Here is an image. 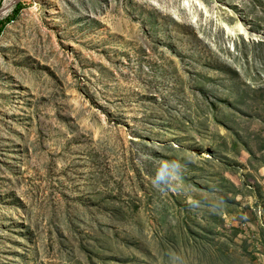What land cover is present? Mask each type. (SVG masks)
Segmentation results:
<instances>
[{
    "label": "rangeland",
    "instance_id": "374dc122",
    "mask_svg": "<svg viewBox=\"0 0 264 264\" xmlns=\"http://www.w3.org/2000/svg\"><path fill=\"white\" fill-rule=\"evenodd\" d=\"M17 5L0 264H264V0Z\"/></svg>",
    "mask_w": 264,
    "mask_h": 264
},
{
    "label": "bare ground",
    "instance_id": "6f19581e",
    "mask_svg": "<svg viewBox=\"0 0 264 264\" xmlns=\"http://www.w3.org/2000/svg\"><path fill=\"white\" fill-rule=\"evenodd\" d=\"M16 1L17 0H6L3 9H6V8H8V9H6L5 12L0 15V17L6 15L10 11L11 6H13ZM228 31H229V33L233 34L236 32V28L229 27Z\"/></svg>",
    "mask_w": 264,
    "mask_h": 264
},
{
    "label": "trees",
    "instance_id": "16d2710c",
    "mask_svg": "<svg viewBox=\"0 0 264 264\" xmlns=\"http://www.w3.org/2000/svg\"><path fill=\"white\" fill-rule=\"evenodd\" d=\"M20 7H21L20 5H17V6L14 8V10H13V14H12L11 17H7V18H5V19H3V20H0V34H1L2 30H3V28L5 27L6 22L11 21L12 19H14V18L17 16V14H18L19 11H20Z\"/></svg>",
    "mask_w": 264,
    "mask_h": 264
},
{
    "label": "water",
    "instance_id": "95a60500",
    "mask_svg": "<svg viewBox=\"0 0 264 264\" xmlns=\"http://www.w3.org/2000/svg\"><path fill=\"white\" fill-rule=\"evenodd\" d=\"M18 1H19V0H17L15 3H17ZM15 3H14V4H15ZM6 9H8V8H6ZM6 9H3V8L0 9V15H1L2 13H4Z\"/></svg>",
    "mask_w": 264,
    "mask_h": 264
}]
</instances>
